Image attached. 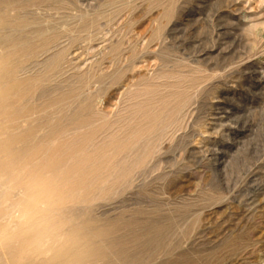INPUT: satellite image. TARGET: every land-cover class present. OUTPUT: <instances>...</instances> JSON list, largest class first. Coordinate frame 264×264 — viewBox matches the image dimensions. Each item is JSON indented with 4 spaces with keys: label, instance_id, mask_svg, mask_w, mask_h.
I'll return each instance as SVG.
<instances>
[{
    "label": "rangeland",
    "instance_id": "1",
    "mask_svg": "<svg viewBox=\"0 0 264 264\" xmlns=\"http://www.w3.org/2000/svg\"><path fill=\"white\" fill-rule=\"evenodd\" d=\"M0 20L1 55L28 42L17 76L42 79L30 118L2 124L36 126L38 163L94 133L79 157L107 167L72 214L129 240L160 229L137 250L160 264H264V0H0ZM47 118L67 128L51 146Z\"/></svg>",
    "mask_w": 264,
    "mask_h": 264
},
{
    "label": "bare ground",
    "instance_id": "2",
    "mask_svg": "<svg viewBox=\"0 0 264 264\" xmlns=\"http://www.w3.org/2000/svg\"><path fill=\"white\" fill-rule=\"evenodd\" d=\"M4 14L6 15L7 11ZM5 25L6 21L0 20V28ZM51 44L52 43L46 41L43 43L41 49L45 50L49 46L51 47ZM1 54L2 53H0V168L6 169L10 163L25 164L30 166L33 171L46 175L52 182L53 188L60 201L59 215L63 224L64 234V246L62 251L59 253L57 264H160V262H156L158 260L156 258H153L151 254H147L145 256V259L140 258L137 251L139 247H142L141 249L146 250L151 245L156 243L160 229L156 228L153 231L147 232L143 235H135L133 239L129 240L125 236L118 235L119 228L121 226L117 224L100 225L88 215L77 216L72 214V208H74V206L77 204L83 203L84 197L80 196L81 191L88 190L90 187H92L96 178L102 177L103 172L108 171L107 167H104V165L102 164L96 166L92 162L91 158L82 159L81 157H79V154H82V152L85 150V146L93 141L94 133L86 135L85 137L80 139L79 142L76 143L77 145L71 144L70 146H63V148L60 150L61 153L59 158L45 159L38 163L37 161L40 157L37 153L38 146L35 145L38 133L36 126L33 125V123H30L29 126L24 128L23 130L22 123L11 125V127H5V125L2 124L3 121L9 116L10 111H14L16 116L25 118V120L30 118L29 114L33 113L35 109L28 108V104L35 95V92L39 87L40 82H42V79L38 77V79L20 80L17 76L18 71L22 68L25 62L38 54L37 48L31 47L28 42L16 41L6 55ZM63 58L64 56L62 53L57 55L50 66V70L59 68L60 63L63 61ZM65 61L66 60H64L63 63ZM259 78L264 82V74L260 75ZM113 96H116V94H114ZM218 98L221 99L222 97ZM138 105L140 104L138 103ZM183 107H185V105L178 107L177 103V107L172 110L171 114H179ZM89 112L92 113L91 106H83L79 114L75 117V122L76 120L84 116V114H87ZM230 114L232 113L230 112ZM96 115L94 116L96 117ZM52 120H49L47 118L45 123L39 126V129H42L43 126L45 127V129H50V133H48L45 138V143L49 146L54 145L67 131L66 127H57V125H55ZM155 120L157 121V118ZM165 127L168 126L166 125ZM74 146H76L77 148H75ZM113 148L116 149L115 156H119L129 149V147H127L126 145L123 147L113 146ZM69 163L71 168L67 167V164ZM142 164L143 161L137 163L135 165L136 167L132 169H123L122 172L125 174V178L130 177V175L134 172V169L140 168ZM251 200L254 201V203L256 202V199L253 200L252 198ZM157 212H155V214ZM152 224L155 223L153 222ZM129 226L130 225L124 226V229L127 230ZM208 257L203 258L199 255H193V258L190 260L189 264H210L208 263ZM174 264H187V261L184 262L183 259H178Z\"/></svg>",
    "mask_w": 264,
    "mask_h": 264
},
{
    "label": "clouds",
    "instance_id": "3",
    "mask_svg": "<svg viewBox=\"0 0 264 264\" xmlns=\"http://www.w3.org/2000/svg\"><path fill=\"white\" fill-rule=\"evenodd\" d=\"M50 179L25 164L0 168V264H57L64 246Z\"/></svg>",
    "mask_w": 264,
    "mask_h": 264
}]
</instances>
